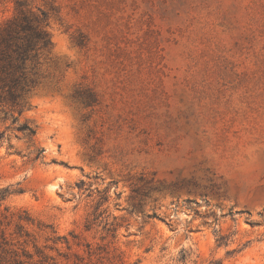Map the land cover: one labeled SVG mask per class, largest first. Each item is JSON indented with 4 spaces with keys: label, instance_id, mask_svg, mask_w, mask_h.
Returning a JSON list of instances; mask_svg holds the SVG:
<instances>
[{
    "label": "rangeland",
    "instance_id": "1",
    "mask_svg": "<svg viewBox=\"0 0 264 264\" xmlns=\"http://www.w3.org/2000/svg\"><path fill=\"white\" fill-rule=\"evenodd\" d=\"M22 1L52 49L0 106V264H264V0Z\"/></svg>",
    "mask_w": 264,
    "mask_h": 264
},
{
    "label": "trees",
    "instance_id": "2",
    "mask_svg": "<svg viewBox=\"0 0 264 264\" xmlns=\"http://www.w3.org/2000/svg\"><path fill=\"white\" fill-rule=\"evenodd\" d=\"M48 14L32 10L25 1L18 0L15 13L0 25V106L13 122L29 106L27 98L40 83L43 58L50 54L52 39L48 31ZM17 130L26 137L35 135V128L27 121ZM3 132H0V139ZM9 187L0 189V200Z\"/></svg>",
    "mask_w": 264,
    "mask_h": 264
}]
</instances>
